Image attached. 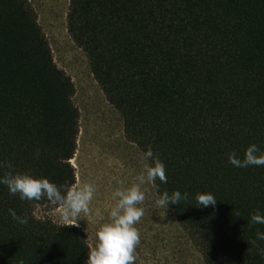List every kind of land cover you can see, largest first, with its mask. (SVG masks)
Instances as JSON below:
<instances>
[{"label": "trees", "instance_id": "16d2710c", "mask_svg": "<svg viewBox=\"0 0 264 264\" xmlns=\"http://www.w3.org/2000/svg\"><path fill=\"white\" fill-rule=\"evenodd\" d=\"M68 31L126 138L164 163L158 197L188 193L169 209L203 264H264V224L247 227L264 215V167L228 162L251 144L264 150V0H71ZM74 94L30 1L0 0V177L75 186ZM197 193L216 205L197 207ZM38 206L57 208L0 184V264H84L86 233L37 218Z\"/></svg>", "mask_w": 264, "mask_h": 264}, {"label": "rangeland", "instance_id": "374dc122", "mask_svg": "<svg viewBox=\"0 0 264 264\" xmlns=\"http://www.w3.org/2000/svg\"><path fill=\"white\" fill-rule=\"evenodd\" d=\"M53 52L57 66L75 85L74 103L80 114L77 152L72 160L79 187H95L90 215L81 214L78 227L96 243V232L108 222L117 202L113 193L136 182L148 161L138 146L125 136L120 113L109 103L91 71L88 58L68 31L71 0H29ZM146 199L140 207L144 215L135 225L140 234L136 264H203L196 248L180 229L171 210L155 204L158 195L153 183L141 185ZM39 219L61 224L57 208L38 206ZM77 226V225H76ZM86 229V231H85Z\"/></svg>", "mask_w": 264, "mask_h": 264}, {"label": "clouds", "instance_id": "9594fccd", "mask_svg": "<svg viewBox=\"0 0 264 264\" xmlns=\"http://www.w3.org/2000/svg\"><path fill=\"white\" fill-rule=\"evenodd\" d=\"M144 159L152 161L146 164L142 172L136 177V182L126 188H117L113 197L117 202L109 212L108 222L104 223L96 232V243L87 253L84 264H136L138 255L137 245L140 243V234L135 225L144 215L140 207L146 199V191L141 185L154 183L157 179L161 183L167 182L164 163L154 154L151 147L144 153ZM229 164L237 168L249 166L264 167V150L258 145L251 144L244 151L243 158H238L235 152L228 156ZM12 168L11 163L7 165ZM0 184L6 186L10 195H19L21 200H36L46 198L57 206L60 222L63 226L78 225L81 214L90 215V204L96 191L91 184L79 187L71 185L58 186L47 178H37L30 174L8 172L0 177ZM188 198V193L175 190L171 195L165 191L155 204L167 207L171 204H180ZM197 207L207 208L217 203L212 193H197L195 196ZM14 221L26 225L27 216H19L16 211L9 209ZM264 224V215L259 212L250 216L247 227ZM86 231V229H85ZM256 239L264 241V231L257 230ZM258 255L264 259V248L257 247Z\"/></svg>", "mask_w": 264, "mask_h": 264}]
</instances>
